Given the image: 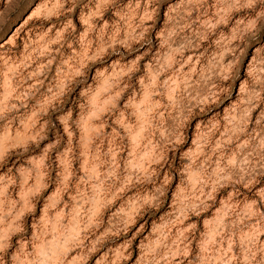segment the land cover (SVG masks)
Masks as SVG:
<instances>
[{
	"label": "clouds",
	"instance_id": "clouds-1",
	"mask_svg": "<svg viewBox=\"0 0 264 264\" xmlns=\"http://www.w3.org/2000/svg\"><path fill=\"white\" fill-rule=\"evenodd\" d=\"M261 24L264 0H37L0 28V264L113 234L132 264H264Z\"/></svg>",
	"mask_w": 264,
	"mask_h": 264
},
{
	"label": "rangeland",
	"instance_id": "rangeland-1",
	"mask_svg": "<svg viewBox=\"0 0 264 264\" xmlns=\"http://www.w3.org/2000/svg\"><path fill=\"white\" fill-rule=\"evenodd\" d=\"M19 6L14 7V10L11 11L10 16L6 14V17H0V28L3 29L5 34L11 33L14 31L19 25L32 13L34 5L37 3V0H18ZM110 15V13L108 14ZM7 18V22L5 19ZM160 20L163 19V13L161 14ZM74 22L77 23V28L79 29L81 26L78 20L74 19ZM247 47L245 49L244 55L241 57L242 59V68L240 70L239 75L241 77L244 76L245 71L254 68L253 56L257 58L264 57V24H261L255 36H249L247 38ZM57 136L60 137L62 134L59 131V126H57ZM51 139V137H49ZM136 231V225L133 224L129 230L130 238L132 234ZM125 239L123 236L118 235H109L105 238V240L100 244L98 250L95 253L89 254L85 261H82L81 264H95L98 258L104 257V254L107 253V257L101 259V264H108L110 260H115L116 264H132L137 258V248L136 241H133L132 248L130 249L132 253V257L130 260H122L118 255L114 253V249L118 242H122ZM139 239V234L136 235V240Z\"/></svg>",
	"mask_w": 264,
	"mask_h": 264
}]
</instances>
